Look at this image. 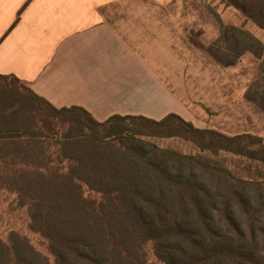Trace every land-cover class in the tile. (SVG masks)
<instances>
[{"label":"trees","instance_id":"obj_1","mask_svg":"<svg viewBox=\"0 0 264 264\" xmlns=\"http://www.w3.org/2000/svg\"><path fill=\"white\" fill-rule=\"evenodd\" d=\"M264 30V0H224ZM208 53L231 65L261 59L246 92L264 110V42L219 24ZM69 126L50 131L42 120ZM178 137L196 153L159 146ZM254 164L249 177L217 157ZM264 138L200 128L175 112L160 119L113 114L96 120L81 106L55 107L13 74H0V185L28 205L29 227L56 264H264ZM85 189L99 198L86 196ZM0 264H49L28 238L0 237Z\"/></svg>","mask_w":264,"mask_h":264},{"label":"rangeland","instance_id":"obj_2","mask_svg":"<svg viewBox=\"0 0 264 264\" xmlns=\"http://www.w3.org/2000/svg\"><path fill=\"white\" fill-rule=\"evenodd\" d=\"M106 8L108 20L177 99V114L200 128L264 138V110L246 97L259 77L261 59L245 52L235 63L223 65L207 50L219 34L220 23L242 27L264 42V30L240 10L224 0H114ZM68 126L48 119L41 121V127L48 131ZM149 139L159 146L198 151L178 137ZM217 157L239 175L253 174L254 164L248 170L250 163L243 157L225 151ZM260 168L264 173V165ZM85 194L99 198L88 189ZM28 210L16 192L0 185V237L7 239L11 231H16L26 236L49 264H56L47 240L30 229ZM145 251L151 263L164 264L150 244Z\"/></svg>","mask_w":264,"mask_h":264},{"label":"crops","instance_id":"obj_3","mask_svg":"<svg viewBox=\"0 0 264 264\" xmlns=\"http://www.w3.org/2000/svg\"><path fill=\"white\" fill-rule=\"evenodd\" d=\"M114 0H0V74L55 107L160 119L177 99L107 18Z\"/></svg>","mask_w":264,"mask_h":264}]
</instances>
